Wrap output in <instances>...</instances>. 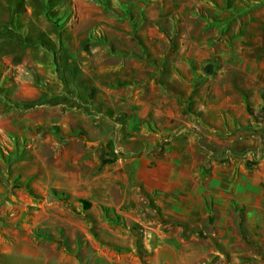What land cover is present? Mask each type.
I'll return each mask as SVG.
<instances>
[{
	"label": "crops",
	"instance_id": "0c3cea01",
	"mask_svg": "<svg viewBox=\"0 0 264 264\" xmlns=\"http://www.w3.org/2000/svg\"><path fill=\"white\" fill-rule=\"evenodd\" d=\"M72 2L53 86L60 112L47 121L70 134L35 138L3 171L23 185L9 191L0 178V264H140L137 240L146 264H238L257 257L254 244L264 252V116L252 110L264 81L246 92L223 82L226 39L210 46L217 30L189 13L195 0H137L130 21L120 6ZM210 109L245 127L219 120L216 137Z\"/></svg>",
	"mask_w": 264,
	"mask_h": 264
},
{
	"label": "rangeland",
	"instance_id": "374dc122",
	"mask_svg": "<svg viewBox=\"0 0 264 264\" xmlns=\"http://www.w3.org/2000/svg\"><path fill=\"white\" fill-rule=\"evenodd\" d=\"M29 1L30 0L24 1L25 12L19 14L16 25L9 20L11 19L12 14L11 1L0 0V63H3L0 67L2 69L7 68L5 72L0 73V86H2V88L6 87V89H0V178L3 185L6 183L5 188L9 191L18 180L14 179L10 182L3 171L9 168L12 158L16 157L14 155L15 153H18L19 156L22 155L25 146L33 140H36L35 138L44 139L51 134L64 137L70 134V132H64L60 125L47 124V121H50V118L54 116L52 113L56 114L60 112V109L58 108L60 106L59 94L60 91L61 93L63 91L59 90L57 87L53 88V86L56 85V80L59 81L61 79L60 66L65 58L61 47L60 37L58 35L59 33H57V31L51 26L46 27V23L42 19L43 16H40L42 18H38L39 15L34 13V9ZM91 1L97 5L96 9L93 10L102 11L103 13H107V11L112 9L117 13L119 12V9L121 10L120 13L123 11L129 12L131 14V17L129 18L130 21L131 18L134 17L133 4L137 0H131L133 1L131 3L129 0H114V3H112V0H103V2H98L97 0ZM35 2L38 3V0H35ZM49 2V0H46L47 4ZM72 4L74 3L70 0V8L62 10L61 14L63 22L68 26L75 23L77 19V11L74 10ZM98 5L101 7H98ZM114 5L117 7H114ZM189 13L193 15L197 21H202L207 24L208 27L205 29L215 28L217 30V34L213 36L215 39L211 40L212 42L210 46H214V42L218 43L222 38L226 39V45H223L221 50L224 54V60H221V64L224 67L225 72L223 76L220 77L223 79V82L233 89L236 88L237 91L242 90L243 92H246V90L253 89L258 86L259 83L264 81V72H262L264 71V0H195L194 4L189 9ZM45 21L49 23L46 18ZM131 22L132 27L136 28L137 25L135 22H133V20ZM99 24L96 25L95 29H97V27L101 28ZM8 25L14 28L17 26V29H21L17 34L22 41L17 35H15V33H13L14 31L4 34L1 33V29L6 31ZM27 25L30 26L34 33L28 31V27H25ZM218 26H220V29H218ZM197 30L201 31L200 28H197ZM37 31L39 34H37ZM95 31L96 30L93 31V34ZM43 33L54 38L53 41L55 42L57 50L55 54H51L52 52L50 50L54 51V49L49 46L45 37L40 35ZM95 35H99L97 31L95 32ZM100 35L103 34L100 33ZM32 38L35 39L34 46H36L37 49L30 48L32 47V44H30ZM27 49L30 51H27ZM23 58L27 60L25 61L27 63L24 62L21 64V59ZM28 58H32V62L37 64H43L47 59L50 63L52 59L53 67L51 65L48 69L38 68L32 63L30 64ZM211 58L212 59L208 61H212L213 63V61L216 60V57L212 56ZM28 63L30 65H28ZM212 63H207V65ZM45 64L47 65L46 62ZM27 67L36 70L35 75L30 73V71H26ZM36 67L39 71H37ZM252 70H255L256 72L251 73ZM259 73L262 77H259ZM51 78L54 80L50 81ZM10 80L13 82V85L9 83ZM202 80V76H200L195 81L198 82ZM198 84L199 83H196L195 86H198ZM259 95L260 97H264L263 88H260L258 96ZM247 96H250V94H247ZM260 100V107L258 109L253 108L252 110L259 113L256 116L263 117L264 99L260 98ZM8 101L10 103H8ZM247 104L254 105V101H250V98L248 97ZM49 106L53 107L50 108ZM250 109L251 108H249V110ZM15 111L18 119L14 120L12 112ZM194 115L196 117L203 116L201 112H197ZM34 118L40 119V121L34 124L31 123L32 125L26 123V120H32ZM234 118L235 117L232 113L226 114L225 110L210 109L208 111L207 119L209 120L208 125L211 127V133L215 134L218 138L225 133L223 130L221 132L218 131L219 126L215 123L219 120L225 124L223 129L226 127L230 132L236 128L245 127L243 124L234 122ZM253 119L254 117L250 120L253 121ZM228 120L232 121V125L228 124ZM248 124L249 122L247 125ZM89 143L97 145L94 140H90ZM213 144L216 143L213 142ZM99 145L100 144H98V146ZM261 157L262 155H259L256 159L260 160ZM30 160L33 164V156L30 157ZM18 184L23 185V182L18 181ZM7 194L9 195L10 193ZM80 203L84 211L86 206L82 201ZM114 216L118 218L116 214ZM117 222L119 223V221ZM183 234L186 236L185 233ZM202 238L206 240V242L208 241L209 244L212 243L209 238H205V236ZM49 240L56 242L58 245L63 241L61 238L58 239L57 236L54 235H51ZM245 241L248 243L247 245L249 248L254 244L251 238H249L248 241L245 239ZM136 246V255H141L140 264H146L145 259L143 258L144 251L140 249L141 243L138 242V240L136 241ZM107 247L119 253L131 251V248L118 245H108ZM252 248L255 249V251L253 250L254 255L256 254L257 257L241 256L238 264L243 260H260L261 263V260L264 259V252L256 244H254ZM210 257L213 258L214 255H211Z\"/></svg>",
	"mask_w": 264,
	"mask_h": 264
},
{
	"label": "trees",
	"instance_id": "16d2710c",
	"mask_svg": "<svg viewBox=\"0 0 264 264\" xmlns=\"http://www.w3.org/2000/svg\"><path fill=\"white\" fill-rule=\"evenodd\" d=\"M10 1H11V11H12L11 13L12 14H11V19H9V20H11L12 23L16 24L18 17H19V14L25 12L24 11L25 10V5H24L25 0H10ZM49 1L50 2L48 4L46 3V0H38V3H36L35 0H30L29 2H30V5L34 9V13H36L39 16H43L44 18H46L49 21V23L51 24V27L53 29H55L57 31V33H59L58 35L60 37V41H62V35L67 30L68 25L65 22H63L61 14H62V10L70 8V0H68V1L67 0H49ZM97 1L103 2V0H97ZM112 11H113V9H112ZM25 27L26 28L28 27L29 32H33L29 25H27ZM6 28H7L6 31H3L1 29V33L4 34V33H10V31H14L13 33H15V35H17L19 37L17 32H20L21 29H17V26L14 28V27H10L8 25ZM37 34H39V32ZM40 35L44 36L45 39L47 40L49 46L54 49V51L50 50L52 52L51 54H55L57 51L56 46H55V42L52 41L46 33H43ZM19 39L21 40L20 37H19ZM30 42H31L30 44H32L31 46H34L35 39L32 38V40ZM2 64L3 63H0L1 66H2ZM6 69L7 68L2 69L0 67V73L5 72ZM9 83L11 85H13V82L11 80L9 81ZM0 89H6V87L2 88V86H0ZM8 103H10V102L8 101ZM56 132H57V130H56ZM113 158H115V157H113ZM81 201L85 205L89 204V202H87L86 200H81ZM258 263H260V260H251V261L243 260L240 262V264H258ZM261 263H264V259L261 260Z\"/></svg>",
	"mask_w": 264,
	"mask_h": 264
},
{
	"label": "built area",
	"instance_id": "2783aa9c",
	"mask_svg": "<svg viewBox=\"0 0 264 264\" xmlns=\"http://www.w3.org/2000/svg\"><path fill=\"white\" fill-rule=\"evenodd\" d=\"M117 153V152H116Z\"/></svg>",
	"mask_w": 264,
	"mask_h": 264
}]
</instances>
